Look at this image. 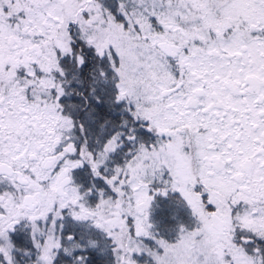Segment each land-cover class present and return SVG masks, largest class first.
I'll return each mask as SVG.
<instances>
[{"label": "snow or ice", "instance_id": "obj_1", "mask_svg": "<svg viewBox=\"0 0 264 264\" xmlns=\"http://www.w3.org/2000/svg\"><path fill=\"white\" fill-rule=\"evenodd\" d=\"M0 264H264V0H0Z\"/></svg>", "mask_w": 264, "mask_h": 264}]
</instances>
